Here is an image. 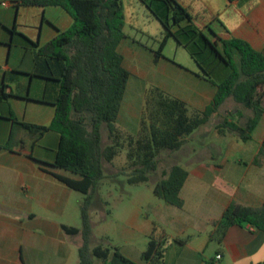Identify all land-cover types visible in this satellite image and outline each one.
Here are the masks:
<instances>
[{
    "label": "crops",
    "instance_id": "1",
    "mask_svg": "<svg viewBox=\"0 0 264 264\" xmlns=\"http://www.w3.org/2000/svg\"><path fill=\"white\" fill-rule=\"evenodd\" d=\"M22 1L2 2L8 9L0 12V264H78L82 236L67 235L62 226L82 228L84 198L54 175L80 177L53 166L60 140L57 132L40 135L21 125L49 127L53 121L64 62L42 49L67 31L73 19L61 7L26 6ZM178 1L210 39H215L212 30L220 39H242L264 53V0H199L196 10L193 0ZM11 13L15 18L9 22ZM125 40L119 46L122 55ZM124 66L131 77L125 58ZM157 87L184 101L191 112L205 110L217 92V85L196 68L174 63L162 67ZM125 96L116 125L128 130L132 120L137 126L140 114L133 109L122 118ZM253 115L229 98L216 116L186 138L181 149L169 153L167 167L179 165L189 176L180 194L182 208L163 200L148 206L173 240L166 244L164 264L264 262V232L242 224L229 228L221 242L214 234V224L231 203L253 208L264 204V158L255 163L264 142V113L246 142L229 128L219 129L225 120L245 127ZM207 126L210 130L203 131ZM12 138L14 145H7ZM144 206L138 201L132 204L134 222ZM150 231L140 223L131 234L121 236L123 242L108 238L124 256L145 264L143 246L150 242ZM94 236L93 232L92 241Z\"/></svg>",
    "mask_w": 264,
    "mask_h": 264
},
{
    "label": "trees",
    "instance_id": "2",
    "mask_svg": "<svg viewBox=\"0 0 264 264\" xmlns=\"http://www.w3.org/2000/svg\"><path fill=\"white\" fill-rule=\"evenodd\" d=\"M164 29V38L156 60L169 38L188 49L200 74L217 85L212 103L203 111L191 112L188 105L159 88L150 90L137 135L122 139L116 122L120 114L130 72L124 66L119 46L125 38V16L122 0H23L26 6H58L73 19L72 26L51 40L42 53L64 62L56 111L49 127L21 123L32 133L40 135L54 131L60 135L53 166L79 179L54 175L66 187L84 195L80 204L82 228L63 225L67 235L82 236L78 264H139L99 244L92 246L93 224L91 209L100 183L106 178L103 163L112 162L120 149L127 148L130 185L148 183L159 170L162 152L178 151L191 136L211 118L229 98L251 109L253 117L245 127L225 120L220 126L237 132L244 142L264 113V53L247 41L223 40L209 30L210 39L194 24V17L178 0H142ZM107 125L113 144L103 148L102 126ZM126 142V143H125ZM124 144H127L125 146ZM264 158V142L255 158ZM161 180L154 194L167 204L182 208L180 194L189 176L188 171L171 165L161 171ZM249 224L264 232V204L258 208L231 203L222 218L214 224L220 242L233 226ZM164 240L150 239L143 253L145 264H164L167 249ZM264 264V262L260 263Z\"/></svg>",
    "mask_w": 264,
    "mask_h": 264
},
{
    "label": "rangeland",
    "instance_id": "3",
    "mask_svg": "<svg viewBox=\"0 0 264 264\" xmlns=\"http://www.w3.org/2000/svg\"><path fill=\"white\" fill-rule=\"evenodd\" d=\"M2 2L12 3L14 0H0V12H5L6 8ZM125 16V43L123 45V56L126 66L131 71V77L125 96L123 116L126 119L132 111H138L140 118L136 126L134 120L130 121L128 130L123 125L117 126L122 134V139L126 140L128 135H137L139 132L140 119L143 113L145 96L154 89L158 88V81L161 69L164 65L174 63L199 69L191 58L187 48L179 46L173 38L167 40L162 50V58L156 60L155 54L159 51L161 42L164 38V29L161 23L153 16L146 4L142 0H122ZM199 0H193L192 9L196 10ZM14 8H12V11ZM206 18H212L209 13H203ZM15 14L8 16V21H12ZM134 109V110H133ZM123 119V120H124ZM242 123L241 119L237 120ZM210 126L203 128V131L210 130ZM103 148L113 144L109 139L107 125L102 126ZM126 143V142H125ZM7 145L13 146L14 140L7 141ZM127 146V144H124ZM200 146V145H199ZM207 151L211 149H205ZM169 151L159 155V170L150 176L148 183L130 185L128 183V173L131 168L127 160V148L120 149L119 154L112 162L103 163V170L106 178L100 183L97 195L91 209V220L93 232L95 234L92 246L99 244L104 247L117 248L116 243L111 241L108 236L120 240L122 235H129L136 224H143L145 228L150 227L149 239L156 241L166 240L173 242L169 235H165L166 228L155 221L154 215L148 212V206L153 201H162L154 194V186L161 180V171L170 163L171 155ZM80 199L84 195L75 192ZM143 203L141 215L133 221L134 212L131 211L134 202ZM149 220V221H148ZM152 221V222H150ZM81 226V221L78 223ZM167 232V231H166ZM122 240V241H121ZM138 238L136 241H140ZM175 242V241H174ZM123 244V243H120ZM149 242L143 246L144 252L148 249ZM123 246V245H122Z\"/></svg>",
    "mask_w": 264,
    "mask_h": 264
},
{
    "label": "built area",
    "instance_id": "4",
    "mask_svg": "<svg viewBox=\"0 0 264 264\" xmlns=\"http://www.w3.org/2000/svg\"><path fill=\"white\" fill-rule=\"evenodd\" d=\"M3 6L7 7V6H8V4H7V3H3ZM217 258H218V259H220V258H221V256H217Z\"/></svg>",
    "mask_w": 264,
    "mask_h": 264
}]
</instances>
